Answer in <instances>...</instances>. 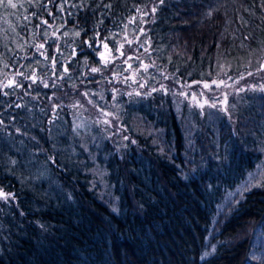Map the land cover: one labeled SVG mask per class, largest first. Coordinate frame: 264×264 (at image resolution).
<instances>
[{
  "label": "trees",
  "instance_id": "obj_1",
  "mask_svg": "<svg viewBox=\"0 0 264 264\" xmlns=\"http://www.w3.org/2000/svg\"><path fill=\"white\" fill-rule=\"evenodd\" d=\"M155 1L151 58L174 80L258 64L264 0H0V87L16 77L0 88V189L14 195L0 264H264V180L247 183L264 160V95L215 134L179 96L112 98L87 76ZM99 109L135 144L117 154Z\"/></svg>",
  "mask_w": 264,
  "mask_h": 264
},
{
  "label": "rangeland",
  "instance_id": "obj_2",
  "mask_svg": "<svg viewBox=\"0 0 264 264\" xmlns=\"http://www.w3.org/2000/svg\"><path fill=\"white\" fill-rule=\"evenodd\" d=\"M155 1L147 7L139 8L125 26L124 32L119 38L116 51H111L105 44H101L99 65L92 67L87 74L91 78L100 75L103 87L112 95V98L122 94L149 97L153 94H173L186 100L190 107L197 109L206 122L210 124L215 134L220 127L219 122L236 132L235 124L246 97L252 95H264V46L258 56V64L252 67L246 63L232 74L228 72L229 62L221 59L219 75L207 81L179 82L174 76L156 66L152 60V41L149 37V25L153 22ZM260 38L258 40L260 42ZM248 43V42H247ZM241 44H245L241 43ZM92 69H98L93 72ZM41 84L47 85L48 80L34 77ZM100 83V82H99ZM16 84V77L6 79L1 90ZM208 87H205V85ZM97 126L107 134L115 152L120 153L121 147L126 143L135 141L127 134L118 115L109 110L99 109L92 112ZM87 117V116H86ZM86 117L78 118L76 125L80 128L90 129V123ZM264 180V160L257 170L250 174L247 183ZM0 205L14 199L12 193L0 189ZM5 197H7L5 199Z\"/></svg>",
  "mask_w": 264,
  "mask_h": 264
},
{
  "label": "snow or ice",
  "instance_id": "obj_3",
  "mask_svg": "<svg viewBox=\"0 0 264 264\" xmlns=\"http://www.w3.org/2000/svg\"><path fill=\"white\" fill-rule=\"evenodd\" d=\"M159 3H160V4H163V3H164V0H159ZM10 6H11V7H15L16 5H15V4H11ZM152 11L155 12V8H153ZM92 71L95 72V71H98V69H92ZM45 86H47V85H45ZM205 87H208V85L206 84ZM0 195H2V194H0ZM6 198H7V197H5V199H6Z\"/></svg>",
  "mask_w": 264,
  "mask_h": 264
}]
</instances>
